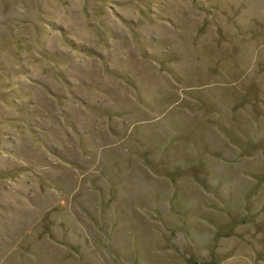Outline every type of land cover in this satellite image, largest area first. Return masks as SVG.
Returning a JSON list of instances; mask_svg holds the SVG:
<instances>
[{"label": "rangeland", "instance_id": "obj_1", "mask_svg": "<svg viewBox=\"0 0 264 264\" xmlns=\"http://www.w3.org/2000/svg\"><path fill=\"white\" fill-rule=\"evenodd\" d=\"M0 264H264V0H0Z\"/></svg>", "mask_w": 264, "mask_h": 264}]
</instances>
